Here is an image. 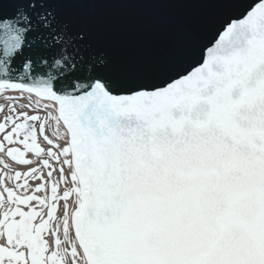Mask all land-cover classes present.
Segmentation results:
<instances>
[{"label":"snow or ice","instance_id":"snow-or-ice-1","mask_svg":"<svg viewBox=\"0 0 264 264\" xmlns=\"http://www.w3.org/2000/svg\"><path fill=\"white\" fill-rule=\"evenodd\" d=\"M127 3L199 11L118 56ZM0 264H264V0H0Z\"/></svg>","mask_w":264,"mask_h":264},{"label":"water","instance_id":"water-1","mask_svg":"<svg viewBox=\"0 0 264 264\" xmlns=\"http://www.w3.org/2000/svg\"><path fill=\"white\" fill-rule=\"evenodd\" d=\"M198 11L192 5L154 3L109 4L93 9L118 56L164 46Z\"/></svg>","mask_w":264,"mask_h":264}]
</instances>
